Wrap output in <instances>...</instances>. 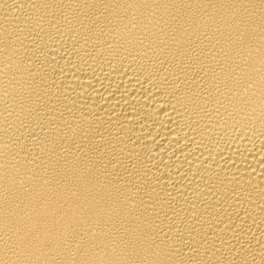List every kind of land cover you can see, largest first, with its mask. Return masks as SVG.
Listing matches in <instances>:
<instances>
[{
	"label": "bare ground",
	"instance_id": "bare-ground-1",
	"mask_svg": "<svg viewBox=\"0 0 264 264\" xmlns=\"http://www.w3.org/2000/svg\"><path fill=\"white\" fill-rule=\"evenodd\" d=\"M0 264H264V0H0Z\"/></svg>",
	"mask_w": 264,
	"mask_h": 264
}]
</instances>
